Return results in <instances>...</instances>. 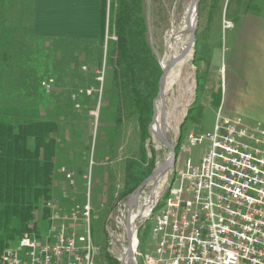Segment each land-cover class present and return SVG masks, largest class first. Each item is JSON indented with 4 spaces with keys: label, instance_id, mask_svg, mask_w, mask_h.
Wrapping results in <instances>:
<instances>
[{
    "label": "rangeland",
    "instance_id": "374dc122",
    "mask_svg": "<svg viewBox=\"0 0 264 264\" xmlns=\"http://www.w3.org/2000/svg\"><path fill=\"white\" fill-rule=\"evenodd\" d=\"M190 2L191 0H143L147 39L159 62L168 60L172 52L170 45L177 51H181L186 45L190 34L187 28H183L182 20ZM236 2L237 0H200L195 44L190 59L182 74L175 81L166 84L168 86L165 88L164 101L167 135L173 144L178 145L176 165L168 172L170 176L178 175L177 166L184 168L182 162L185 158H189L192 165L200 164L203 153L209 147L208 141L204 139L191 145L186 137L190 131L196 134L211 133L218 107L228 115L240 116L251 124L260 123L264 128V75L261 77L263 84H259L257 79L249 83L245 76L233 74L231 57L235 41V20L238 17V13L235 17ZM4 4L5 8H9L2 10L8 14V21L4 25L7 31L5 44L13 45L14 38L17 39L23 55L27 47L28 63L17 67H23L22 70L30 74V82L23 86V93L14 95V100L9 98L13 100L12 103L16 102V107L24 111H30L34 103H38L39 99L43 100L44 107L38 110V114H45L46 118L54 119L58 123L57 131L54 132L58 148L50 199H56L62 210L81 206L88 199L92 209L89 221L92 244L99 250L98 255L102 263L111 264L107 256L119 262L117 258L122 251L120 249L110 253L109 231L117 218L119 203H126L130 194H121L122 176L125 159L138 153L139 135L136 122L133 119L123 120L118 126L116 141L112 144L109 125L113 124L104 121L105 113L101 111V106L105 103L102 89L106 72L104 60L101 67L94 71L95 81H98L95 87L77 86L79 82L72 74L78 66L80 71L93 74L90 72L93 69L90 67L92 60L89 53L93 51L95 42L34 37L31 30L32 0H5ZM237 19L239 20V17ZM226 21H229V26H225ZM75 58L79 59L78 66L74 62ZM193 58L196 60L194 64ZM53 66H56L58 71L55 69L56 74H49L48 70H52ZM42 72L46 76L39 80L37 74ZM102 73L101 81L98 77ZM196 79L199 83L197 104H201V110L197 117L194 115L196 120L191 116L192 118L185 121L181 129L182 139L179 141V127L184 113L195 98ZM37 80L41 82L39 89L43 98L35 88L34 82ZM42 81H46L48 86ZM211 86L213 98L208 96L203 104L201 93L204 87L209 90ZM82 90L94 98L91 104L82 103L86 100L82 95L85 91L81 93ZM157 102L160 110V100ZM4 104L7 103L0 99V105ZM182 145L188 147L189 151H181ZM144 146L147 158L154 160V167L169 155L168 149L156 140L150 131ZM62 168L65 171H62ZM65 172L72 173V179L66 178ZM179 180L181 179H171L172 187L167 188V195H175V187L181 186ZM168 199L169 196L159 199L152 217L143 222L141 227L138 224L139 251L142 254L154 250L151 227ZM40 211L41 206L35 213V220L39 224L27 233L44 239L48 234L50 221L48 219L43 223ZM82 222L81 219L77 221V236L83 234ZM68 229L66 224V230ZM15 239L13 241L16 242ZM141 260L142 258L138 257V261Z\"/></svg>",
    "mask_w": 264,
    "mask_h": 264
},
{
    "label": "built area",
    "instance_id": "2783aa9c",
    "mask_svg": "<svg viewBox=\"0 0 264 264\" xmlns=\"http://www.w3.org/2000/svg\"><path fill=\"white\" fill-rule=\"evenodd\" d=\"M186 138L191 145L205 139L209 147L199 165L185 158L177 176L167 170L140 189L130 214V255L128 198L121 204L112 231L114 252L122 251L119 263L129 257L130 264H264V128L218 107L211 133L190 131ZM181 151L189 148L182 145ZM65 176L72 179L70 172ZM171 179H181L175 195H167ZM161 196H169V205L151 227L154 250L142 254L138 218ZM45 206L50 221L45 238L24 232L2 250L1 264H104L92 244L88 199L69 210H62L56 199H48ZM79 219L84 230L77 236Z\"/></svg>",
    "mask_w": 264,
    "mask_h": 264
},
{
    "label": "trees",
    "instance_id": "16d2710c",
    "mask_svg": "<svg viewBox=\"0 0 264 264\" xmlns=\"http://www.w3.org/2000/svg\"><path fill=\"white\" fill-rule=\"evenodd\" d=\"M4 2L5 0H0V99L7 104L0 105V252L8 244L15 242L13 240H17L19 235L35 229L39 224L35 220V213L40 206L43 223L48 221L49 210L45 204L52 196L54 161L58 148V140L54 136L58 128L57 121L46 118L45 114H38V110L44 107L43 100L39 99L38 103H34L30 111L16 107V102L12 103L14 95L23 93V86L30 82V74L25 73L23 67H17L28 63L27 47L23 55L17 39L14 38L13 45L5 44L7 31L4 25L8 21V14L2 10L9 8H5ZM142 2L143 0H101L97 39L90 41L83 38H62L95 42L93 51L89 53L92 60L90 67L93 69L90 72L93 74L80 71L79 59L75 58L78 68L72 74L79 82L77 86L95 87L98 81H95L94 71L101 67L104 60L106 72L102 89L105 103L101 106V111L105 113L104 121L113 124L109 125L112 132L111 143H115L118 126L123 120L133 119L136 122L139 135L138 153L124 161L122 196L131 193L154 169V160L147 158L144 143L149 136L148 125L153 114V99L158 91L162 70L147 39ZM33 17L34 10L32 21ZM32 35L46 38L34 34L33 31ZM110 36H115L116 39ZM195 62L193 59V64ZM55 69L56 66H53L52 70H48L49 74H56ZM45 76L43 72L37 74L39 80ZM34 83L41 93V82L37 80ZM198 90L199 83L196 79L195 98L179 127V141L182 139L181 129L185 121L200 113L201 106L197 104ZM83 91L85 90L81 93ZM82 95L86 98L82 103L91 104L94 98L88 96L86 91ZM41 97L43 98V94ZM194 119L196 120L195 116ZM177 149L176 144V156ZM107 257L111 264H120Z\"/></svg>",
    "mask_w": 264,
    "mask_h": 264
},
{
    "label": "crops",
    "instance_id": "0c3cea01",
    "mask_svg": "<svg viewBox=\"0 0 264 264\" xmlns=\"http://www.w3.org/2000/svg\"><path fill=\"white\" fill-rule=\"evenodd\" d=\"M100 3L101 0H32V31L46 38H83L94 41L99 36ZM245 10L247 13L243 14ZM235 11V17L238 13L239 20L238 17L235 20V41L232 46L233 74L245 76L249 83L258 80L259 84H263L264 0H237ZM232 83L234 85V80ZM205 88L200 96L203 104L208 96L213 98L212 86L209 90ZM126 203H119L117 213L121 211V204Z\"/></svg>",
    "mask_w": 264,
    "mask_h": 264
},
{
    "label": "water",
    "instance_id": "95a60500",
    "mask_svg": "<svg viewBox=\"0 0 264 264\" xmlns=\"http://www.w3.org/2000/svg\"><path fill=\"white\" fill-rule=\"evenodd\" d=\"M199 4H200V0H191L188 8L190 11L194 12V17L189 20V17L187 15V17L185 18L187 30L189 31L190 34L186 45L181 49L178 55L171 57L165 63H163V61L159 62L162 72L160 74L158 81V91L153 99V114L151 121L148 125V128L151 135L168 149L169 155L167 156L166 159H164L161 163H159L156 167H154L151 173L147 177H145L141 181V183L128 195V214L126 218L128 248L126 251V255H130L131 253L130 214L132 207L136 204L137 195L141 187L145 185L147 182L153 180L158 175L162 174L163 172L173 168L176 163L175 144H173V142L170 141L167 135V126L165 120L166 105L164 101V93H165L167 78L170 70L180 59H182L186 54H188L192 50V47L195 44L196 28H197L196 23L198 17ZM158 100H160L161 103L160 113L158 112V108H157ZM120 264H125L124 259L120 262Z\"/></svg>",
    "mask_w": 264,
    "mask_h": 264
},
{
    "label": "bare ground",
    "instance_id": "6f19581e",
    "mask_svg": "<svg viewBox=\"0 0 264 264\" xmlns=\"http://www.w3.org/2000/svg\"><path fill=\"white\" fill-rule=\"evenodd\" d=\"M189 8V7H188ZM186 9V12H185V15H184V17H183V20H182V24H183V28H187V25H186V22H185V18L187 17V15H188V17H189V20L190 19H192L193 17H194V12L193 11H190L189 9ZM185 46V45H184ZM170 47H171V49H172V52H171V55L168 57V59H170L171 57H173V56H175V55H178L179 54V52L180 51H177V49L176 48H174L173 47V45H170ZM190 56H191V51L188 53V54H186L182 59H180L173 67H172V69L170 70V72H169V74H168V78H167V83L168 82H173V81H175L181 74H182V72H183V70H184V68L187 66V63H188V61H189V59H190ZM166 61L165 60H163V63H165ZM168 86V85H167ZM166 86V87H167ZM157 103H159V102H157ZM161 105V104H160ZM157 108H158V104H157ZM158 112L160 113V110H159V108H158ZM158 113V114H159ZM165 117H166V115H165ZM166 124H167V121H166ZM173 168H171L170 170H172ZM170 170H168V172L170 171ZM180 181V183H181V180H179ZM144 188V185L141 187V189H143ZM162 198H164V196H161V198H160V200L162 199ZM157 203H159L158 202V200H155L154 201V204H152L151 205V207H150V209H148L147 210V212H146V214H142V216H140L139 218H138V224H139V226L141 227V224L143 223V222H145L146 220H148L149 218H151L152 217V213H153V211H154V209L156 208V204ZM167 205H169V199L168 200H166V202L164 203V207H163V209H166V207H167ZM163 209H162V211H163ZM161 211V212H162ZM161 214V213H160ZM139 228V227H138ZM113 231V227H111L110 228V231H109V236H110V245H109V247H110V253H113L114 252V232H112ZM130 262H131V259L129 258V257H127L126 259H125V261H124V263L125 264H130Z\"/></svg>",
    "mask_w": 264,
    "mask_h": 264
},
{
    "label": "flooded vegetation",
    "instance_id": "af4514ba",
    "mask_svg": "<svg viewBox=\"0 0 264 264\" xmlns=\"http://www.w3.org/2000/svg\"><path fill=\"white\" fill-rule=\"evenodd\" d=\"M194 59V58H193Z\"/></svg>",
    "mask_w": 264,
    "mask_h": 264
}]
</instances>
